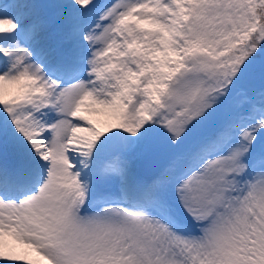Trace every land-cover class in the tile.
<instances>
[{
	"label": "snow or ice",
	"instance_id": "obj_1",
	"mask_svg": "<svg viewBox=\"0 0 264 264\" xmlns=\"http://www.w3.org/2000/svg\"><path fill=\"white\" fill-rule=\"evenodd\" d=\"M0 264H264V0H0Z\"/></svg>",
	"mask_w": 264,
	"mask_h": 264
}]
</instances>
